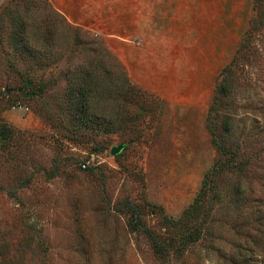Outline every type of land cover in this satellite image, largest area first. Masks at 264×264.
<instances>
[{"label": "rangeland", "instance_id": "374dc122", "mask_svg": "<svg viewBox=\"0 0 264 264\" xmlns=\"http://www.w3.org/2000/svg\"><path fill=\"white\" fill-rule=\"evenodd\" d=\"M256 14L254 0H0V264H264V27L237 59L230 142L248 166L216 174L203 237L173 253L224 161L208 113Z\"/></svg>", "mask_w": 264, "mask_h": 264}, {"label": "trees", "instance_id": "16d2710c", "mask_svg": "<svg viewBox=\"0 0 264 264\" xmlns=\"http://www.w3.org/2000/svg\"><path fill=\"white\" fill-rule=\"evenodd\" d=\"M264 0H254V5L256 6L257 14L252 20L248 32L240 44L238 57L234 56L232 61L223 68L222 73H224V77L219 81L216 93L214 96L213 104L209 109V120H208V129L212 136V142L215 145L220 156H224V161L218 164L216 162L214 169L211 171L208 178L205 179L204 185L201 188V191L196 198L194 204H198V208L200 206H204L207 210L204 218L200 217V211L198 208L192 207V209H188V215L194 216L191 223L192 226L189 231L184 234V236L178 240V244L174 245L176 237L172 235L167 242L163 241L160 237L156 241L157 249L156 251L160 254L161 257H165L168 255V252L172 247H175L173 253H180L184 251L186 248L197 243L204 234L205 227L203 224L205 222V217L208 216L209 209L211 208V202L214 198H216L215 193V185L213 184L215 181L216 174H219L221 171H228L230 168L239 174H243L245 172V168L248 166L247 158L244 157V152L240 149V146L234 141L230 142L231 137H233V110L235 107V99L234 94L237 89V78L236 75L238 71V62L237 59L240 56L248 57L247 51L250 50V45L253 39V35L264 27V20L262 16V12L260 10V5ZM235 78V82H234ZM264 109V108H263ZM220 119L221 129L217 128V120ZM264 125V124H263ZM10 136V129L7 127L0 128V141H4ZM236 144V145H234ZM213 196V199L209 198ZM206 197V202L204 198ZM218 198V196H217ZM214 201V200H213ZM195 208V209H194ZM198 211V212H197ZM173 223H176L175 221ZM128 225L130 229H136L141 227L144 229V226L139 223V217L136 215L134 218H130L128 220ZM140 229V228H138ZM149 232V230H147Z\"/></svg>", "mask_w": 264, "mask_h": 264}, {"label": "water", "instance_id": "95a60500", "mask_svg": "<svg viewBox=\"0 0 264 264\" xmlns=\"http://www.w3.org/2000/svg\"><path fill=\"white\" fill-rule=\"evenodd\" d=\"M121 148H122V145H115L111 148L110 153L114 155L118 153L121 150Z\"/></svg>", "mask_w": 264, "mask_h": 264}, {"label": "built area", "instance_id": "2783aa9c", "mask_svg": "<svg viewBox=\"0 0 264 264\" xmlns=\"http://www.w3.org/2000/svg\"><path fill=\"white\" fill-rule=\"evenodd\" d=\"M21 108H23V107H21ZM82 166L85 167V164H82Z\"/></svg>", "mask_w": 264, "mask_h": 264}]
</instances>
